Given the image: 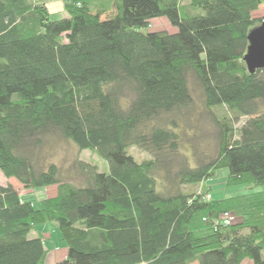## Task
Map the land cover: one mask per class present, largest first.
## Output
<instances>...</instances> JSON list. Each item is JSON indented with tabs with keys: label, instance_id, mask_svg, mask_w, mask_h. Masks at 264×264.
Returning <instances> with one entry per match:
<instances>
[{
	"label": "trees",
	"instance_id": "16d2710c",
	"mask_svg": "<svg viewBox=\"0 0 264 264\" xmlns=\"http://www.w3.org/2000/svg\"><path fill=\"white\" fill-rule=\"evenodd\" d=\"M51 1L0 0V171L25 190L58 186L38 209L0 185V264H47L43 234H30L48 223L68 248L57 264H264V189L213 201L184 191L222 169L228 187L264 188V70L244 62L264 0H190L195 12L182 0H109L117 13L105 19L107 5L63 0L59 20ZM159 18L176 31H148ZM191 79L218 131L216 156L195 166L177 132L195 105ZM54 136L110 172L77 162L81 183L65 182L40 164ZM232 212L241 221L216 224Z\"/></svg>",
	"mask_w": 264,
	"mask_h": 264
},
{
	"label": "rangeland",
	"instance_id": "374dc122",
	"mask_svg": "<svg viewBox=\"0 0 264 264\" xmlns=\"http://www.w3.org/2000/svg\"><path fill=\"white\" fill-rule=\"evenodd\" d=\"M189 3L190 0H182V7L185 8V10H190ZM94 4L101 7H103V5L108 6L109 12L103 16L104 19L117 13V9L113 4V1L95 0ZM48 8L53 20H59L68 17V14L65 11L63 0L48 2ZM190 11L195 12L194 10ZM197 13H200V11ZM253 17L256 19H262L264 17V6L256 11L253 14ZM147 30L151 32L167 31L173 33L176 31V28L173 27L166 18H159L153 20ZM190 87L195 100V105L194 108L190 110V113L186 114V118L181 123V127L177 130V132L181 135V158H188L190 165L195 166V156H201L203 158H213L216 156L218 146V131L217 126L213 121V114L204 107L201 95L197 89V85L192 79L190 80ZM122 103L127 104V100H123ZM262 108L264 111V103L262 104ZM213 112L217 117H219V119H221L220 116H229V112L223 109H214ZM246 120L247 118H241L238 127L241 126ZM129 153L140 163L146 160H151L152 158L150 154L135 146L129 149ZM40 156V164H42V166L45 168H47L50 164L59 166L62 172V178L68 183H81L82 179L80 177L81 175L79 173L77 162H83L91 166H95L99 172H110L109 163L105 159L99 157L97 154L91 151H80L73 142L60 136L50 137L41 150ZM177 169L178 166L175 165L173 170L177 171ZM228 175L229 171L227 169H222L220 170L218 176L210 179L208 182L199 186L185 187L184 191H190L196 195L205 194L208 191L212 194L211 199L213 201L248 195L262 191L264 189L260 186H254L252 188L245 186L228 187ZM11 184L20 188L22 191L21 198L23 201L33 202L38 209L43 208V201L45 199L48 197H53L57 194L58 187L53 186L49 188L26 190L25 192V189L21 184H19L15 179H8L0 171V185ZM162 186L163 187L160 188L161 185L159 184L158 189H161V191L164 193H166L167 190L169 191V189H167L170 187L169 183L165 181V184ZM206 186L209 188H206ZM231 216H233V221L231 223L236 224L237 222L241 221V219H239L235 213L232 212ZM218 223L219 221L216 222V224ZM40 234L45 235L43 236L45 238V246L51 252V254H55L56 259H61L59 257L64 255V250L67 249V245L62 240V235L59 229L54 224L48 223L37 226L30 236L33 238Z\"/></svg>",
	"mask_w": 264,
	"mask_h": 264
},
{
	"label": "water",
	"instance_id": "95a60500",
	"mask_svg": "<svg viewBox=\"0 0 264 264\" xmlns=\"http://www.w3.org/2000/svg\"><path fill=\"white\" fill-rule=\"evenodd\" d=\"M249 47L244 57L250 74L264 70V23L253 28L249 33Z\"/></svg>",
	"mask_w": 264,
	"mask_h": 264
},
{
	"label": "crops",
	"instance_id": "0c3cea01",
	"mask_svg": "<svg viewBox=\"0 0 264 264\" xmlns=\"http://www.w3.org/2000/svg\"><path fill=\"white\" fill-rule=\"evenodd\" d=\"M12 185V184H11ZM2 186H7V185H2ZM13 186V185H12ZM15 188H16V190L18 191V192H20V195L22 194V191L20 190V188H18V187H16V186H14ZM22 190H23V188H22ZM25 192H26V190H24ZM21 197H22V195H21ZM22 199V198H21ZM43 236H45L44 234H43ZM67 252H68V248L67 249H65L64 250V255L62 256V257H59V258H61V259H56V256H55V254H51V252H49L48 253V256H47V264H57L58 262H60L61 260H63V259H65L66 258V256H67ZM50 255H52V256H50Z\"/></svg>",
	"mask_w": 264,
	"mask_h": 264
},
{
	"label": "built area",
	"instance_id": "2783aa9c",
	"mask_svg": "<svg viewBox=\"0 0 264 264\" xmlns=\"http://www.w3.org/2000/svg\"><path fill=\"white\" fill-rule=\"evenodd\" d=\"M207 199H208V201L209 200H211V195L209 194V195H207V197H206ZM233 221V216H231V214L230 213H225L223 216H222V218H221V220L219 221V223H221V224H224L225 226H229V225H231L232 222ZM218 223V224H219ZM217 224V225H218Z\"/></svg>",
	"mask_w": 264,
	"mask_h": 264
}]
</instances>
